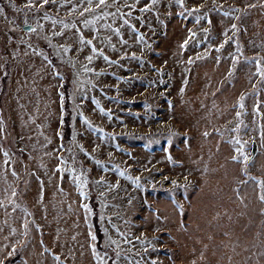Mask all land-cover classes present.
Here are the masks:
<instances>
[{
	"label": "rangeland",
	"instance_id": "1",
	"mask_svg": "<svg viewBox=\"0 0 264 264\" xmlns=\"http://www.w3.org/2000/svg\"><path fill=\"white\" fill-rule=\"evenodd\" d=\"M105 3L0 0V264H264V0Z\"/></svg>",
	"mask_w": 264,
	"mask_h": 264
},
{
	"label": "snow or ice",
	"instance_id": "2",
	"mask_svg": "<svg viewBox=\"0 0 264 264\" xmlns=\"http://www.w3.org/2000/svg\"><path fill=\"white\" fill-rule=\"evenodd\" d=\"M41 2H42V3H46L47 0H41ZM177 2L182 4V3H183V0H177ZM101 6H105V7H106L105 0H99V3H98V4H95V5L92 3V0H88V7L85 8L84 11H85V12H92V11H94V10H98L99 7H101ZM74 7H76V6H74ZM3 11H4L3 6H0V12H3ZM107 14H108V13H105V15H107ZM49 18H50V17L46 14V15H45V19H49ZM96 19H97L96 16H91L88 20H85V21H84L85 26H88L89 23H94ZM60 23H64V22H63V21H60ZM105 26L107 27V25H105ZM233 27H235V26L233 25ZM81 39H82V42H83V38H81ZM88 43H91V41H88ZM185 43H186V41H185ZM57 47H59V48L61 49V52H67V51L69 50V48H70V45H63V46H57ZM93 51H97V49L95 48L94 45H93ZM238 51H239V49H238ZM88 59H89V61H90V60H91V57H88ZM105 59H108V57H105ZM233 59L235 60V58H233ZM246 59H250V58H246ZM256 65H257V67H256V72L259 73V75H260L262 78H264V67H262V66L260 65V61H259V60L256 61ZM83 71H84V72H88V71H93V69H89V68L85 67V68L83 69ZM78 87H79V85H78ZM62 98H63V97H62ZM241 106H243V105H241ZM102 111H103V109H102ZM237 115H239V113H237ZM84 119H85V121H86L88 124H91V121L88 120L87 117H84ZM99 131H100L101 133L104 132L103 129H100ZM205 134H207V133H205ZM237 151H240V149H237ZM109 155H111V153H109ZM233 159H235V157H233ZM244 159L247 160L248 157L245 156ZM57 167H59V165H57ZM72 171L74 172L75 169H72ZM81 175H83V174H81ZM76 179H77V182H80L81 177H76ZM101 179H102V178H101ZM129 179H132V177H129ZM136 182H138V179H137ZM83 183L86 184V183H87V180L84 179V180H83ZM173 183H175V181H173ZM260 184H261V187L264 188V181H260ZM260 198H261L262 200H264V194H262ZM85 207L87 208L88 206L85 205ZM102 219H103V218H102ZM117 231H119V229H117ZM105 232L107 233V230H106V229H105ZM121 235H123V233H121ZM93 239H95V235H94V234H93ZM108 240H109L111 243H117L116 241L111 240V237H108ZM92 247H93L94 253H95L96 256H97V259H98V260H102V257H100L99 253H98V252H95L96 246L93 244ZM193 264H194V262H193Z\"/></svg>",
	"mask_w": 264,
	"mask_h": 264
},
{
	"label": "trees",
	"instance_id": "3",
	"mask_svg": "<svg viewBox=\"0 0 264 264\" xmlns=\"http://www.w3.org/2000/svg\"><path fill=\"white\" fill-rule=\"evenodd\" d=\"M62 93H63V98H64V111H65V116L63 118V139H69V135H70V111L68 110V102H67V98H68V86L66 83L63 84V88H62ZM93 226H94V233L95 236L97 238L96 241V247L97 249L101 250V251H110L108 249H104V247L101 245V240H102V232L100 229V226L98 224V220H97V208L95 206V204H93ZM111 252V251H110ZM13 261H15V259H13Z\"/></svg>",
	"mask_w": 264,
	"mask_h": 264
},
{
	"label": "water",
	"instance_id": "4",
	"mask_svg": "<svg viewBox=\"0 0 264 264\" xmlns=\"http://www.w3.org/2000/svg\"><path fill=\"white\" fill-rule=\"evenodd\" d=\"M256 149H257V147H256V143H255V142H252V156L255 155V153H256Z\"/></svg>",
	"mask_w": 264,
	"mask_h": 264
}]
</instances>
